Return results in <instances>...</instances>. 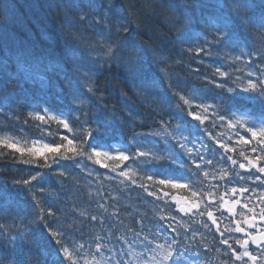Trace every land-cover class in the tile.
Returning <instances> with one entry per match:
<instances>
[{
  "label": "trees",
  "instance_id": "trees-1",
  "mask_svg": "<svg viewBox=\"0 0 264 264\" xmlns=\"http://www.w3.org/2000/svg\"><path fill=\"white\" fill-rule=\"evenodd\" d=\"M228 4L229 0H0V140L26 149L62 145L58 153H47V163L43 157L21 156L0 145V228L14 237L0 239L3 264H59L60 245L48 229L66 234L70 247L84 246L78 264H178L177 249L154 237L148 227L167 219L162 210L168 203L161 192L172 193L171 185L160 184L171 175L157 173L193 178L198 192L183 190L184 194L198 199L205 212L200 182L205 176L191 175L199 146L205 150L208 174L223 175L228 168L216 166V149H222L219 162H227L232 153L249 154V147L259 145L248 138L251 143L242 144L241 134L257 121L264 123V97L243 91L248 73L264 65L257 54L264 51V0H240L249 5L251 28L239 22L237 9ZM225 18L233 39L215 43V29ZM101 38L120 40L125 46L117 52L120 66L95 72L98 90L93 95L87 91L93 84L78 81L80 74L92 75L103 58L97 54ZM198 48L204 51L197 53ZM241 51L254 55L241 56ZM218 67L228 76H219ZM21 73L24 82L18 85L14 77ZM229 87L234 92L229 93ZM189 112L201 119L194 121ZM97 128L101 131H94ZM89 132L91 146L84 143ZM186 138L191 142L185 143ZM96 145H103L96 148L99 156L92 151ZM120 152L130 159H119ZM170 159L182 161L184 167ZM37 173V180H31ZM40 215L43 223L36 222ZM21 231L31 234V245ZM97 243L102 245L99 251ZM215 248L213 257L219 262L242 264L226 247ZM248 248L264 264L257 249ZM168 252L172 256L165 261Z\"/></svg>",
  "mask_w": 264,
  "mask_h": 264
},
{
  "label": "snow or ice",
  "instance_id": "snow-or-ice-1",
  "mask_svg": "<svg viewBox=\"0 0 264 264\" xmlns=\"http://www.w3.org/2000/svg\"><path fill=\"white\" fill-rule=\"evenodd\" d=\"M228 6L234 7L237 9V11L235 12V16L238 18L239 22L242 25H244L246 28L253 27L252 18L248 14L249 5H247V4L241 5L240 0H229ZM241 7L243 8V11L239 10ZM101 19L104 20L105 25L107 26V24L109 22L107 21L106 17H102ZM261 28H264V18H262V21H261ZM225 30H227V31L225 32ZM124 31L127 32L128 29L125 27ZM215 32L218 34L217 39L214 41L215 43L227 44V43H230L233 39V29L229 27V20L227 18L224 19V21L220 27L215 29ZM118 33H119V27L117 28V34ZM221 36H222V39L219 38ZM204 43L208 44L209 41L207 39H205ZM96 44L101 49V52H99L97 54L102 55L103 58L99 62H97L95 68L91 70L92 75H90L89 73L80 74V81H78V83L83 82V84H86V85L87 84H93V86H89L87 88V91L89 93H92L93 95H95L96 91L98 90L94 86V74H95V72L98 71L99 69H102L105 67H112L113 65L120 66L119 56L117 55V52L121 47L125 46L122 41L111 40L110 38L109 39L101 38L99 41L96 42ZM89 46L94 47L93 45H89ZM189 51H191V49H189ZM196 51H197V53H199L201 51H204V49L198 48ZM153 53H154V55L157 54L155 49L153 50ZM257 54H259L260 58L262 60H264V51L258 50ZM244 55L251 57L252 55H254V53L241 51V56H244ZM241 56H237V57H235V59L240 60ZM52 70L56 71V68L54 65L52 66ZM216 73L221 77L228 76V73L221 71V69L219 67L216 68ZM46 75H47V73L45 72V74L41 76V79L46 78ZM14 78L16 79L18 85H21L24 82L23 73L15 76ZM68 84L70 87H72V81L71 80L68 81ZM153 86L159 87V85L156 84V82H153ZM216 87H225V85L224 84H217ZM227 91L229 93H232V92H234V89L229 87V88H227ZM243 91L245 93H251L253 95H258V96L264 97V65H261L256 72L250 71L248 73L247 87L243 88ZM174 95H175V93H174ZM179 99L183 100L185 105L189 104V101L184 99L183 96H181ZM175 107H176L178 112L183 114V109L180 108L179 105H176ZM61 114L63 115V113H61ZM188 115L191 116L194 121H199L201 119L194 112H189ZM37 116H38V119L41 121H43L45 119V117L43 115H39V113L37 114ZM53 119H56V117H53ZM75 119H79V117L77 116V117H75ZM221 119H223V116H221ZM59 122L63 124L65 129H67L69 127L66 120H60ZM94 131L98 132V131H101V129L97 128ZM247 133L251 134L252 139L256 140L258 145H264V126H261L259 128L255 127V126L248 127ZM65 139H67V137H65ZM92 139H93L92 132H89L84 143L90 144V141ZM67 142H68V145L73 144V140H68ZM190 142H191L190 139H187V138L185 139V143H190ZM240 142L242 144H250L251 143V141L246 139L245 136L240 137ZM177 143H180V141L177 140ZM0 145L20 153L21 156H23L26 153L29 157H34L36 159L43 157L45 163H47V161H48L47 153H49V152L58 153L62 147V145H59V144H56V145L45 144V145H43L42 148H37V147L33 146L32 148L26 149V148H23V147L16 145L15 143H10L8 141H3V140H0ZM90 146H91V144H90ZM101 146H103V145L92 146V151L96 156L101 155V153L96 151V148L101 147ZM183 147H184V144H181V148H183ZM69 150L71 152H73L74 154L77 153V149H75V148H71ZM251 151L253 153H256L257 147H252ZM261 151H264V148H261ZM104 155L107 156L109 154L105 153ZM138 155L141 157H144V156H146V153L139 152ZM197 155H199V154H197ZM89 159H91V157H89ZM119 159L127 161L130 159V157L128 155H126L124 152H120L119 153ZM228 159H231V157H228ZM32 162H33L32 160H25L24 161V163H26V164L32 163ZM168 162L169 163H176V162L172 161L171 159ZM231 162L233 164L236 163L235 160H232ZM262 162H264V156L256 155L254 158L253 157L247 158V165L245 163H241V164H239V167L241 169H245L246 167L248 169H252L253 167L260 165ZM97 163H100V161L98 160ZM153 163H156V162L153 161ZM209 163H210V161H209ZM50 166L51 165H49V167ZM176 167L183 168L184 167L183 162L180 161V162L176 163ZM197 168H199V165H197ZM257 171L260 174H264V166L257 167ZM157 174L158 175H172L173 173H169L167 171L161 170ZM121 175H125V174L121 173ZM227 175H228V173L225 172L224 176H227ZM38 176H39V173H37V176L31 177V180H33V181L37 180ZM183 178L184 177L182 174H176V179H161L160 184L161 185H171L172 187H187V185H181L178 183V181L180 179H183ZM149 179H151V177H149ZM255 179L257 181H259L261 179V176L256 175ZM23 184L29 185L30 181L29 180H23ZM262 186H264V185H262ZM232 191L236 192V189L233 188ZM244 191H247V190L241 189V192H244ZM193 195H195V193H193ZM260 203L264 204V199H262L260 201ZM194 207H195V205H194ZM244 207L248 208V205L245 204ZM184 210L185 209H181V211H184ZM228 210H229V212L232 211L231 208H229ZM40 211H41V213L43 212L42 209ZM187 211H191V208L187 209ZM249 211L254 212V209H249ZM48 214H49V216L52 215L51 209L48 210ZM258 215H259V220L264 221V207L260 208ZM208 216L211 217L212 212L209 211ZM92 219L96 220L97 217L93 216ZM256 219H257L256 214H253L250 217V220L253 222L256 221ZM36 222L37 223H43L44 222L43 215H40ZM215 222L216 221L213 220V223H215ZM245 222L247 223L248 221H245ZM239 224H240V222L237 221L236 231L245 233L246 232L245 228L240 227ZM251 226L255 227L256 225L253 223ZM48 230H49V232L53 238H57L55 242L58 245H60L59 251H60V254L62 256V259L59 261V264H78L77 257L80 256L81 252L83 251L84 246L79 245L77 247H70L69 245L72 244V241L66 234H63L62 232L52 231L51 229H48ZM173 231H175V229H173ZM20 234L24 238L26 244L31 245L33 243V238H32L30 233L26 234L23 231H21ZM246 236L248 238H246L242 241L241 240L236 241L237 244H240L243 247L244 250L242 252H237L235 248H232L231 245H229V248L231 249L232 255L235 257L236 261H240V262H242V264H261V261L258 259V255H253V253L251 251H249L248 245H249V240H251V243L253 245H255L259 256L264 257V230L258 229L256 233L246 232ZM0 239L11 240V239H14V237H12L11 232L9 230L4 229V228H0ZM222 242L226 245L229 244V241L227 239H224ZM101 248H102V245L97 243L96 244L97 251H99ZM171 256H172V253L168 252L167 255L164 256V260L165 261L169 260L171 258ZM180 258H183L185 260L187 259V257L184 256L183 252L179 253V255L177 257V259H180ZM245 258H247V262H245ZM0 264H3L2 260H0ZM173 264H175V262H173Z\"/></svg>",
  "mask_w": 264,
  "mask_h": 264
},
{
  "label": "rangeland",
  "instance_id": "rangeland-1",
  "mask_svg": "<svg viewBox=\"0 0 264 264\" xmlns=\"http://www.w3.org/2000/svg\"><path fill=\"white\" fill-rule=\"evenodd\" d=\"M236 205V204H235ZM166 233V232H165ZM168 233H166V235H167Z\"/></svg>",
  "mask_w": 264,
  "mask_h": 264
}]
</instances>
